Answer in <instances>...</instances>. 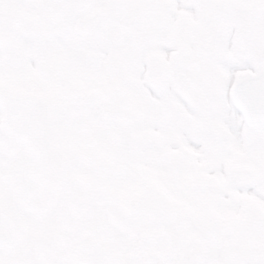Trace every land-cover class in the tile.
<instances>
[{
    "label": "flooded vegetation",
    "instance_id": "flooded-vegetation-1",
    "mask_svg": "<svg viewBox=\"0 0 264 264\" xmlns=\"http://www.w3.org/2000/svg\"><path fill=\"white\" fill-rule=\"evenodd\" d=\"M11 3L16 5L15 0ZM32 4L29 10L22 9L24 26L17 35L21 40L27 35L40 40L49 36L52 27L60 31L66 41L59 85L62 96L73 89L89 100L98 93L109 95L112 85L130 89L136 82L139 96L133 99L139 118L136 105H130L132 98L122 96L124 105L116 106L126 110L122 135L132 153L125 154L121 144H110L111 148L122 146L124 153L114 149L108 153L109 160L82 159L96 186L87 206L69 208L66 220L59 224L53 219L55 211L23 210L20 240L0 250L4 256L0 264H264V175L251 186H234L226 177L203 175L223 166L226 159L251 165L262 160L256 153L242 160L221 143L226 141L223 129L190 127L195 119L202 123L234 116L230 85L252 61L251 50L243 54L240 44L232 40L254 29L264 38V0H35ZM246 4L250 9L243 11ZM84 13L92 26L81 36L73 26ZM98 43L107 56L101 72L90 67L92 59L82 58L85 53L91 55V47L94 52ZM77 54L85 68L79 87L66 76L67 60ZM152 57L166 67L164 82L155 88L147 87L146 80ZM124 59L129 67L121 73L118 67ZM108 109L113 118L115 106ZM190 138L199 142L195 148L188 143ZM76 147L88 151L84 144ZM97 147L91 148L94 155ZM98 163L104 168L99 169ZM136 163L199 168L189 170L186 193L178 191L186 208L174 207L156 184L132 175L130 164ZM101 172L106 173L105 188L97 185ZM7 190L0 186V196L7 195ZM103 198L115 210L118 224L106 215ZM76 241L84 242V247L72 261L68 251Z\"/></svg>",
    "mask_w": 264,
    "mask_h": 264
},
{
    "label": "water",
    "instance_id": "water-1",
    "mask_svg": "<svg viewBox=\"0 0 264 264\" xmlns=\"http://www.w3.org/2000/svg\"><path fill=\"white\" fill-rule=\"evenodd\" d=\"M0 101L4 103L6 110L4 129L11 134L26 138L29 141V150L38 160L37 167L30 174L37 185L30 186L27 191L17 195V199L30 208L46 207L51 203L54 192L63 183V164L54 141L55 107L48 98L32 95L10 96L0 93ZM245 108L242 107L244 115ZM246 121L254 125L264 124V120L253 119L250 113L246 114ZM15 234L16 229L13 232V235Z\"/></svg>",
    "mask_w": 264,
    "mask_h": 264
},
{
    "label": "rangeland",
    "instance_id": "rangeland-1",
    "mask_svg": "<svg viewBox=\"0 0 264 264\" xmlns=\"http://www.w3.org/2000/svg\"><path fill=\"white\" fill-rule=\"evenodd\" d=\"M13 49H18L19 51H21V49L24 48V46L21 44L20 38L18 39V41H16L13 45ZM26 48V47H25ZM18 52H16V62H15V71L12 72L10 71V68L5 69V71L3 72L2 69L5 68V64L4 62L1 63L0 61V86H3L9 90H15V91H19V92H23V91H27V90H33V91H37V92H50L52 91V93L57 92L54 89H52V86L46 85L42 79L40 78L39 81L36 80L37 76H42V72H43V67L41 66L40 68H34L33 73L34 76L36 77L33 81L34 83H32L30 80H26V78H24V73L23 72H27V68L25 66V63L29 61L28 56L25 55V59L24 57H22L21 55H18ZM83 59H87V60H91L93 59V56L88 55V53L83 54L82 56ZM24 59V60H23ZM99 62H100V58H98ZM42 62L45 61L42 60ZM46 66V64L44 65V67ZM10 73H13V76L10 78ZM13 78H17L13 79ZM25 81V82H22ZM27 81V82H26ZM28 83V84H27ZM82 86V85H80ZM69 94L67 96H62V105L63 103H69V102H75L77 100H79L80 98H77L79 96L82 97V95L79 94H74L73 90L68 89ZM100 95V93H98ZM116 97V96H115ZM89 102L91 105H95L96 103L99 102V100L93 98L89 99ZM85 109H83L84 111ZM82 111V112H83ZM79 109H75L73 111V114L76 113L77 115L73 116L74 118H70V115L68 113H65L63 110V107H59L58 111H57V115H56V127H57V132H58V136H59V144L61 146V149L68 155V159L72 160L74 165L71 166L73 167L72 170H76L75 169V160H76V156L71 152L72 150H70L68 147H66V144L69 145V141L67 138H69L71 136V134H74V136H77L79 138V140L75 137V143H83V144H89V145H93L96 143H107L108 141L105 139V134L103 136H101V140H97L96 136L93 135H89V133L87 135H82L81 137L79 135H77L76 130L79 127H86L85 129L87 130H91L92 128H100L98 125H94L96 121L92 120L94 117L91 116L90 112H86L84 115L80 116V113L78 114ZM2 110L0 107V122L2 120ZM72 114V115H73ZM77 117V118H75ZM117 118V116H115V119ZM70 119L71 120H76L74 122V124H70ZM100 122L103 123H109L107 118L104 119H99ZM80 123V124H79ZM205 125H202L201 127H204ZM246 127V125L244 124V128ZM106 133V126L103 129ZM11 154V157H13V161H17L20 165L19 167V174L17 177V185L20 186L21 184H23L26 180V175L25 173L27 171H29L30 167L32 166V164L35 162V157L32 156L31 154L28 153V151L26 150V147L23 143L14 140V139H8L5 136H0V165H3L4 162H1V160L4 159H9V155ZM99 169H101L100 167H102L101 164L97 165ZM100 174H106L105 172H101ZM179 177V181H183V179ZM79 179V177H78ZM77 179V180H78ZM149 180H152V178H147ZM77 180H73L72 184H75L77 182ZM105 179L104 178H100L97 181V185L98 186H106L108 184V182H106L105 184ZM104 184V185H103ZM96 189V188H95ZM183 193H186V189L182 190ZM180 198V197H179ZM181 199V198H180ZM106 198H103V201H105ZM186 208V206L184 207ZM4 256H1V258L3 259ZM9 258V256H8Z\"/></svg>",
    "mask_w": 264,
    "mask_h": 264
},
{
    "label": "bare ground",
    "instance_id": "bare-ground-1",
    "mask_svg": "<svg viewBox=\"0 0 264 264\" xmlns=\"http://www.w3.org/2000/svg\"><path fill=\"white\" fill-rule=\"evenodd\" d=\"M226 127L228 128V132L233 139V141L240 147H242L243 144V137H242V130H243V125L242 121L240 120H233L230 122L226 123ZM194 148L195 144L193 143Z\"/></svg>",
    "mask_w": 264,
    "mask_h": 264
}]
</instances>
